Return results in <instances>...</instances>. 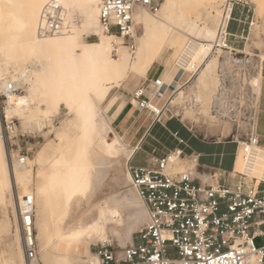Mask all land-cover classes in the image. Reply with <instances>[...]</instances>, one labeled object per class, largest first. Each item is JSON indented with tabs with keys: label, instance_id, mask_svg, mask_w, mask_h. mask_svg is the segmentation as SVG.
<instances>
[{
	"label": "bare ground",
	"instance_id": "bare-ground-1",
	"mask_svg": "<svg viewBox=\"0 0 264 264\" xmlns=\"http://www.w3.org/2000/svg\"><path fill=\"white\" fill-rule=\"evenodd\" d=\"M50 1L12 0L18 6L5 8L0 18V90L9 84L20 92L24 90L4 98L3 114L21 121L17 133L46 129L42 120L53 117L48 107L51 96L68 109L48 146L32 158L27 156L24 164L18 163L15 153H7L0 113V264H28L17 227V197H31L34 205L33 228L38 245L36 259L30 264H99L90 251L91 245L110 242L109 236L123 244L129 238V230L146 221L144 205L132 188L127 189V170L124 176L113 178L126 189L103 199L75 224L65 223L64 219L76 196L94 190L100 181L97 175L105 172L108 164H119L122 155L129 161L131 150L127 142L114 133L100 110L107 91L121 86L130 75L144 76L151 59L164 57V46L172 31L199 32L190 11L198 0H161L155 14L144 8L134 13L140 34L136 37V50L130 53L122 37L101 30L102 0H56L65 11L70 31L63 36L41 37L38 18ZM244 1L255 8L256 19L264 18V0ZM221 2L217 3L214 30L208 29L203 41L193 38L198 43L182 70L177 66L168 69L163 82L171 78L176 67L181 75H188L189 82L195 79L197 86L208 89L219 58L209 53L217 37ZM71 11L83 14L82 29L94 32L97 42L83 41L88 33L72 27L68 18ZM111 38L115 40L110 41ZM254 86L256 90L257 85ZM180 90L176 99L184 96ZM166 92L165 87L163 102L173 103L171 96L168 98L170 92ZM52 148L58 156L50 155ZM241 166L238 152L235 169L238 171ZM260 166L261 160L255 174ZM123 211H127L126 218Z\"/></svg>",
	"mask_w": 264,
	"mask_h": 264
},
{
	"label": "built area",
	"instance_id": "built-area-1",
	"mask_svg": "<svg viewBox=\"0 0 264 264\" xmlns=\"http://www.w3.org/2000/svg\"><path fill=\"white\" fill-rule=\"evenodd\" d=\"M241 4L246 3L222 0L210 56L218 50H227V28L234 8ZM159 5L160 0H102L100 28L105 34L118 35L128 44H134L139 35L134 13L144 8L155 14ZM69 31L65 11L56 0H51L38 18L39 36L51 38ZM197 43L193 39L187 43L176 61L180 70ZM240 71L242 75L248 73L245 67ZM164 89L159 76L146 77L131 95L136 111L145 113L152 123L180 119L171 110V104L163 102ZM18 92L14 84H9L0 90V99ZM1 124L8 154L15 153L18 163L24 164L29 153L20 147V142L28 134L17 133V121L4 114ZM136 152L126 170L130 187L144 205L146 221L136 234V244L120 250L108 241L91 246L99 264H264V148L252 124L248 125L245 140L235 141L231 170L207 169L208 183H200L196 178L199 165L194 155L185 157L178 150L166 151L151 158L148 165H139L132 164ZM238 152L242 166L237 171ZM260 160L259 172L255 174ZM16 203L17 227L25 259L30 264L36 259L33 200L17 197ZM257 239L262 241V246L254 245Z\"/></svg>",
	"mask_w": 264,
	"mask_h": 264
},
{
	"label": "rangeland",
	"instance_id": "rangeland-1",
	"mask_svg": "<svg viewBox=\"0 0 264 264\" xmlns=\"http://www.w3.org/2000/svg\"><path fill=\"white\" fill-rule=\"evenodd\" d=\"M218 1L219 0L215 2L212 0H198L191 7L190 11H192V14L195 16L194 22L196 27L199 28V32L189 33L184 29L172 31L164 46V59L160 58V60H156L153 58L151 59L149 66L154 64V68L161 66V68L164 69V63L167 61L166 71H168V69L176 66L178 55L184 51L190 39L194 38L200 41L205 40L204 34L206 31L208 29L214 30L215 28V16ZM242 2L245 3L244 0H242ZM247 7L250 12L246 26V35L249 36L250 30L251 40L250 42L245 40L244 45L249 44L250 49L248 48V51L250 52L251 49L262 51L264 49V18L256 19L254 17L255 8L250 5H247ZM68 18L73 28L81 31V33H88L83 39L84 42H97V39L93 36L94 32L83 31L82 22L84 17L80 11H71ZM138 29L140 34V28L138 27ZM114 40L115 38L110 39V41ZM124 44L128 48L133 45V49L130 50L129 48L130 53H133L136 50L138 41L135 39L134 44H128L127 41H124ZM115 53L116 52H113V57L115 56V58H117V53ZM214 56H218L219 58L212 79L208 84V89L204 90L197 86L195 79H193L191 82H188L180 88V91L184 92V96L181 99H176L178 98V89L173 92L171 95L173 103L168 101L171 104L170 108L181 120L191 125V127L202 138L214 139L221 137L228 140L243 142L249 125V116L246 111L239 108H246L253 104V96L251 95L252 93L248 86V82L250 79H254L253 77L256 74L254 64L251 63L248 66L246 65L245 68L248 73L242 75V72L240 71L241 66L236 61H232L231 64L224 63L226 59L224 58L225 54L222 50L221 52H217ZM173 74L175 77L183 78V81H186V77H188V75H185L186 77L180 76L181 72L177 71L176 67L173 70ZM144 77L145 76L130 75L121 86L108 90L106 97L100 105L102 116L110 125L114 133L125 139L129 147L135 149V144L130 146L129 138L140 134L141 130L149 123L150 119L147 118L146 114H139L136 111L134 102L131 100L129 94L132 89L144 79ZM20 93H24V90ZM218 103H220V105H218ZM48 107L53 113V117L42 120L46 123V129L42 132H37L34 129L30 130V133H24L28 135L24 136V139H21L20 147L28 151V158H32L35 153L44 146H48V142L53 137L54 129L60 126V122L65 119V116L68 113L67 107L60 104L56 96L50 97ZM4 108V99H0L1 115L4 112ZM14 119L17 121L18 128L20 129L21 121L18 120L17 117H14ZM228 130H231L232 133L229 134ZM227 134H229L228 137H222ZM131 148H129V150H132ZM56 152L57 151L52 148L50 155L56 157L58 156ZM145 159V154L142 151H137L132 159V164L141 163ZM119 160V164H108L106 166L107 170L97 175L100 176V181L90 194L75 197V200L71 203L67 215L65 216V223H77L86 217L91 209L95 205L101 203L103 199L114 195V193H118L122 189H126L124 185L117 184L113 180L114 176L122 177L126 173V167L129 161H126V157L123 155ZM8 162L10 163L9 159ZM128 188H131L130 185L127 189ZM126 214L127 211H123L122 215L124 218H126ZM144 223L145 221L138 226L132 227L129 230L128 240L124 241L123 244L117 239L109 236V240L113 247L120 250L131 244L132 239L136 237V234L143 227ZM34 239L37 247L38 244L35 231ZM99 245L101 244L98 243L91 246L97 247ZM254 245L260 247L262 246V241L257 239L254 241ZM1 249L2 242L0 241V251ZM91 253L93 254V252ZM86 264H90V262L87 261Z\"/></svg>",
	"mask_w": 264,
	"mask_h": 264
},
{
	"label": "crops",
	"instance_id": "crops-1",
	"mask_svg": "<svg viewBox=\"0 0 264 264\" xmlns=\"http://www.w3.org/2000/svg\"><path fill=\"white\" fill-rule=\"evenodd\" d=\"M249 12L247 4H241L234 8L232 20L227 28V50L222 51L225 54L224 58L227 59V64L236 61L241 66L240 68L248 66L251 63L254 64L256 74L253 77L254 79H250L248 82L251 95L253 96V104L252 106L239 109H243V111L248 113L249 124L254 126L259 144L264 148V58H261L264 57V49L262 51L251 49L250 52L248 51L250 49L249 44L244 45L245 40H248V42L251 40L250 30L249 36L246 35ZM166 64L167 61L164 63V69L161 66L154 68V64L149 66L145 71L144 78H157L159 76L163 81ZM173 75L172 72L171 78L164 80L166 93L170 92L168 98H170L174 91L182 88V86L189 82V78L185 75L180 74V76L186 77V81ZM141 83L142 81L132 89L129 94L130 97ZM255 84L257 85L256 90ZM228 133L231 134L232 131L228 130ZM229 134L221 136L228 137ZM129 139L130 146L134 144L136 146V149L129 147L132 149L129 159H131L135 150L142 151L145 154L146 159L141 163H137L139 165H148L151 158L160 156L166 151L178 150L185 157L189 155L196 156L199 165L196 178L200 183H208L207 169L213 168L229 172L233 165L235 141L221 137L214 139L202 138L191 125L181 119L165 120L162 123H152L149 120V123L144 126L140 134L134 135ZM153 150L156 152L152 153ZM136 243L137 240L134 238L129 245Z\"/></svg>",
	"mask_w": 264,
	"mask_h": 264
},
{
	"label": "snow or ice",
	"instance_id": "snow-or-ice-1",
	"mask_svg": "<svg viewBox=\"0 0 264 264\" xmlns=\"http://www.w3.org/2000/svg\"><path fill=\"white\" fill-rule=\"evenodd\" d=\"M18 5L12 3V0H7V3H4L3 0H0V18L4 15V9H12L14 7H17Z\"/></svg>",
	"mask_w": 264,
	"mask_h": 264
}]
</instances>
